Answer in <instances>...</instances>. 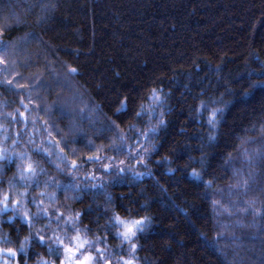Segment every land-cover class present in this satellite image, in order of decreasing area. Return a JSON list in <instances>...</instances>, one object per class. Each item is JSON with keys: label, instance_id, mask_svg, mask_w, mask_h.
Masks as SVG:
<instances>
[{"label": "trees", "instance_id": "16d2710c", "mask_svg": "<svg viewBox=\"0 0 264 264\" xmlns=\"http://www.w3.org/2000/svg\"><path fill=\"white\" fill-rule=\"evenodd\" d=\"M41 2L48 0H0V12L11 10L25 21L4 37L18 47L10 49L11 55L5 57L9 63L0 65V80H13V88L31 85L32 78L38 75L51 81L55 73H63L61 62L66 61L69 66L79 67L82 75L72 78L71 88L61 85L51 90L31 88L35 102L52 104L59 94L77 110L89 103H101L102 107L98 111L86 110L83 119L75 113L71 117L82 135L76 143L69 140L65 148L68 167L60 171L56 167L60 161L55 156L49 158L36 148L59 151L63 145L56 146L55 142L69 133L70 118L59 111L49 115L32 106L25 128L22 119L17 121L7 114L25 111L20 100L24 98L29 103L28 91L0 86V148L9 155L27 151L45 170L38 176L39 184H32L28 189L30 197L44 199L50 208L55 205L66 215L69 206L73 212L82 210L78 227L87 229V237L93 240L98 235L105 236L99 227L108 218L105 209L109 210L108 215L113 209L124 215L127 207L135 209L140 216H152L151 229L138 241L143 245L136 254L138 264H264V231L253 224L254 220L255 224L261 221L252 214L245 215V205L237 203L238 199L256 200L259 207L264 194L255 185L247 196L229 194L228 185L236 181L231 178V170L226 174L221 166L225 154L232 153L237 158L234 167L242 168L246 175L249 166L241 162V150L247 148L251 153L264 143L259 126L257 131H245L253 120L264 114V87L249 91L250 82L264 79L259 75L264 67V0H53L56 7L49 14L45 30L35 23L42 15ZM33 31L51 46L49 51L55 50L54 54L46 56L38 40L27 38L26 34ZM45 60L51 65L53 75L45 73ZM226 81L231 82L233 91L224 95L223 100L230 103L219 139L209 147L208 113L197 115L195 108L200 99L220 97L225 92ZM152 88L171 93L166 99L167 125L158 133H150L145 141L136 133L155 125L157 116L147 113L134 119L131 114H122L121 118L113 113L119 107L118 101L126 95L136 99L135 111H139L141 103L147 110ZM76 90L82 93V98L71 100ZM37 95L41 99H36ZM160 110L157 108L156 112ZM45 121L54 123L55 127L45 126ZM109 121H116L118 127L106 128ZM129 121L135 125L131 130ZM119 135L127 138L122 152L111 148L113 140L119 142ZM238 137L253 138L256 143L244 144ZM89 139L96 147L104 146L102 156H115L111 162L116 164L125 160L130 170L109 183L110 176L101 170V163H82L73 176L71 161L86 157L94 150L84 146ZM137 139L149 149L156 144V149L146 157V166L137 167L140 157H128L127 145H132L135 152ZM73 148L77 149L75 154ZM205 154L211 164L209 171L220 177L207 190V196L203 184L189 175L192 168H200V158ZM20 164L17 159L0 172V191L8 190V181L14 175L18 179ZM261 167L264 165L254 164L252 170L259 171ZM93 170L97 177L103 176L105 188L84 187L96 183L91 178L85 179ZM210 178L206 176L205 180ZM52 180L60 181L62 187L55 188ZM257 180L264 187V177L258 176ZM69 184H81V199H65L75 195L71 189L64 190L63 186ZM221 188L225 189L223 193L217 191ZM17 189L23 191L24 185L18 183ZM41 192H56V199L49 201L47 196H40ZM213 200L220 202L215 210ZM29 207L36 211L34 205ZM52 211L51 227L46 230L48 236L58 227L55 209ZM12 215L8 212L0 223V237H10L11 243H0V247L17 248L28 234L19 219L14 224L7 221ZM47 223V219L42 220L36 227ZM62 223L59 231L63 235ZM17 227L21 230L17 231ZM218 233L223 238L217 241ZM67 235H75L71 227ZM120 244L119 239L107 237L95 247L106 248L111 253L112 264H117L121 258H131L128 246L125 244L121 249ZM41 257L54 259L46 246L34 244L20 258L21 264H36ZM10 264H16V259Z\"/></svg>", "mask_w": 264, "mask_h": 264}, {"label": "snow or ice", "instance_id": "6c2138e0", "mask_svg": "<svg viewBox=\"0 0 264 264\" xmlns=\"http://www.w3.org/2000/svg\"><path fill=\"white\" fill-rule=\"evenodd\" d=\"M42 15L37 17L35 23L42 29H44V25L47 20L50 18V13L55 9L56 4L53 0H48L47 3L41 2L40 4ZM25 21L15 12L9 10L8 12H0V52L4 53V55H0V65H7L9 61L5 58L6 56L11 55L10 49L18 47V45L10 43L8 40H5L4 37L11 31L13 27L21 26ZM27 38L38 40L41 46L45 50V55L54 54V49L49 51L51 48L42 38V36L38 35L35 31L29 32L26 34ZM37 55H40L38 53ZM61 67L64 69L63 73H55L53 79L51 81H45L43 75H38L33 79V83L31 85H17L13 88V80H0V86L6 87L10 90L14 91H28V100L29 103L24 102V98H21L20 105L25 109L24 112H20L17 110V113L14 115L12 113H8L7 115L12 117L14 120H23L25 124V128L29 122L28 120V112L32 111V106L36 108L38 111H44L46 114L51 115L54 111H59L61 115L68 116L70 118L69 121V133L63 136L60 140L55 142L56 146L63 145L59 147V151H50L49 148H43L38 146L36 151H42L49 158L55 156L60 163L56 165L57 169L60 171H64L67 165V155L65 153V148H67L69 140L72 143H76L79 137L82 135V130L77 126L75 120H72L71 117L75 113L77 117L83 119L85 116L86 110L98 111L101 107V103H95L94 105L89 103L85 105L84 108H79L78 110L73 108L68 100H62L57 95V100L52 104L45 105L43 102L37 104L35 99L31 96V88H44L47 90H51L55 85H61L63 87H72L73 86V77L82 75L81 70L77 66H69L66 61L61 62ZM51 65L47 60H45V73L48 75H53L50 71ZM251 77L252 73L248 74ZM259 75L264 76V67L261 68ZM17 78H20L19 76ZM231 82H225V92L221 93L220 97L216 98H207L200 99L199 105L195 108V112L197 115L202 116L205 112L208 113L207 116V124L209 128V133L207 137V144L209 147L216 144L219 139L221 126L224 122V113L228 107L230 101L225 102L223 100V96L226 94L232 93V88L230 87ZM257 86L264 87V79L258 81H252L249 84V91L255 89ZM171 93H164L163 88H152L148 93L150 97L151 104L149 108L146 110L144 104L141 103L139 105V111H135L136 107V99L131 95H126L122 100H119V107L115 109L113 115L122 118L123 115H133L134 119H139L143 115L150 113L153 116H157V123L151 126L149 129L145 131H138L136 135L142 136L145 141L148 140L150 133H158L160 129L167 125V120L165 116L168 111V107L166 104L167 96ZM245 95L248 92L244 93ZM204 95L203 90L201 91V96ZM78 98H82V93L79 90H76L73 93V96L70 98L71 100H76ZM36 99H41L39 95H37ZM160 108L161 110L157 113L156 109ZM44 125L49 128H54V123H50L49 121H45ZM259 126V133L261 140H264V114H262L258 119H255L251 122L250 128L245 131H257V127ZM108 129H113L118 127L116 125V121H109L105 125ZM135 125L129 121L128 129L131 130ZM103 131V129L101 130ZM51 135V133H49ZM5 139H8L6 136ZM19 139V133L17 134V141ZM127 138L123 135L118 136L119 142L117 140H113L111 144V148L116 152L125 151V140ZM237 139L243 140L244 144L256 143V140L253 138L243 139L238 137ZM15 143V142H14ZM135 152H133V146L127 145V154L129 158H136L137 167L146 166V157L150 155L151 151L156 149V144H152L151 149L144 147L139 139H137ZM85 148L94 149L90 151L86 157H78L76 160L71 161L70 172L73 176L76 175V170L81 166L82 163H101V170L110 176L109 183L118 179L123 174L128 172L130 169L127 166L125 160H120L118 164L113 163L111 161H115L116 157H107L101 155V152L104 150V146L96 147L95 142L91 139L87 140L85 143ZM201 149L203 150V145H201ZM77 149L73 148L72 152L75 154ZM242 156V163H245L249 166V171L245 175L244 170L242 168L234 167L237 162V158L233 156L232 153H226L223 157L222 167L227 174L229 170H231V178L235 179V184H229L227 187V191L229 194H239L240 196H247L250 191L253 190V186H256V189L264 194V187H261L260 182L257 180V177H264V167H261L259 171L252 170V166L254 164L264 165V143H262L259 147L252 150L251 153L249 149L243 148L240 152ZM17 159L21 161V164L18 166V179L17 176L14 175L8 181V190L0 191V223H3V217L8 213H13L12 216L7 217V221L11 224H14L17 219L20 220L22 225H25L28 230V234L23 237L20 241L19 246L17 248H4L0 247V258L7 257V259H0V264H10L12 259H16V264H21V259L23 256L28 254V251L34 244H39L42 246H46L47 252L50 256L54 257V259H45L41 257L37 259L36 264H112V260L109 258L111 253L108 252L106 248L95 247L97 243L105 242L107 237H112L115 239H119L121 244L120 247L123 249V246L126 244L128 246L129 259H123L117 261V264H138L139 257H137V252L143 247L142 244L138 243L143 234L149 231L153 224V218L150 215L140 216L137 214V211L132 208H125L124 215H122L119 211L115 209L111 210V215H108V209H105V215L108 216L104 225H100L99 227L103 229L105 236H97L95 240L87 237V229H81L78 227V224L82 217L81 211H71L69 206L68 214L66 215L64 211H61L59 207L53 205L51 208L49 205L45 204L44 199H37L35 196L29 195L28 189L32 186V184H39L38 176L40 173H43L45 170L39 166L38 162H35L31 158V154L27 151L20 152L18 154H6V150L0 148V161H4L3 164H0V172H3L8 165L14 163ZM104 159H108L110 162L104 164L102 161ZM167 159V158H165ZM191 159V158H190ZM200 168H192L189 175L195 181H199L203 184L205 188V196H207V190L212 189L215 182L220 179V177L215 176L213 173L209 171L211 168V164L208 161V155H202L200 158ZM64 167H61V165ZM188 165H185L187 167ZM113 170H115V175H112ZM137 175L143 176L144 173H136ZM206 176H211L210 179L205 180ZM96 181V183H92L91 185H84V187L91 188H105V184L103 181V176L97 177L95 175V170L86 175L85 179H89ZM22 183L24 185V190L19 191L17 189V184ZM51 184L59 189L62 187L60 181L52 180ZM48 186V182H45V187ZM65 191L71 189L75 195L72 197H66L65 199H81V184H69L63 186ZM219 193H223L225 189L221 188L217 190ZM40 196H47L49 201H53L56 199V192H41ZM108 200L111 202L112 197L111 194H108ZM237 203H243L245 207L243 208V213L245 215L252 214L254 217L258 218L261 221L260 224H255V220L253 224L259 228V230L264 231V199L259 201V207H256V200L243 201L238 199ZM34 205L36 211L33 212L29 205ZM220 202L213 200L212 208L215 210L219 208ZM52 208L55 209V221L58 225L57 230L53 231L51 236L46 234V230L51 227L52 219H53V211ZM48 220L47 224H43L41 227H36L42 220ZM64 229L63 235L59 231V227L61 226ZM238 224L242 225V222L238 221ZM71 227L75 232V235L68 237V229ZM219 227V224H217ZM21 229L17 227V231ZM223 235L218 233L216 236V240L222 239ZM235 239V237H233ZM67 239V242H66ZM0 243H11V239L8 236L0 237ZM94 249V251H93ZM26 264V262H25Z\"/></svg>", "mask_w": 264, "mask_h": 264}, {"label": "rangeland", "instance_id": "374dc122", "mask_svg": "<svg viewBox=\"0 0 264 264\" xmlns=\"http://www.w3.org/2000/svg\"><path fill=\"white\" fill-rule=\"evenodd\" d=\"M143 139H144V138H143ZM143 139H142V140H143Z\"/></svg>", "mask_w": 264, "mask_h": 264}]
</instances>
